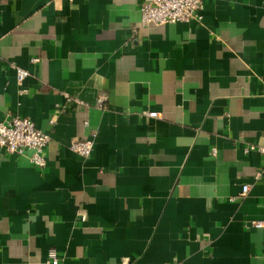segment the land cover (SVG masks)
Listing matches in <instances>:
<instances>
[{"label": "crops", "instance_id": "obj_1", "mask_svg": "<svg viewBox=\"0 0 264 264\" xmlns=\"http://www.w3.org/2000/svg\"><path fill=\"white\" fill-rule=\"evenodd\" d=\"M140 3L0 0V122L50 138L42 169L0 149V264H264V0Z\"/></svg>", "mask_w": 264, "mask_h": 264}, {"label": "built area", "instance_id": "obj_2", "mask_svg": "<svg viewBox=\"0 0 264 264\" xmlns=\"http://www.w3.org/2000/svg\"><path fill=\"white\" fill-rule=\"evenodd\" d=\"M203 0H141L139 5L140 23L143 27L162 26L175 23H187L202 20ZM38 59H32L35 63ZM16 80L19 84L28 77V71L15 68ZM149 118H158L157 113H147ZM94 137V134L92 135ZM50 141L49 135L37 129L34 123L24 117L10 116L0 122V149L8 154L23 156L30 152L28 163L34 168L42 169L46 166L45 149ZM69 149L83 157L89 158L93 150V140L76 139L70 143ZM256 151L263 157L264 146L250 145L244 149L245 153ZM214 152V150H213ZM248 186L242 187L241 195H245ZM261 222L251 223L255 229L262 228ZM47 264H60L56 252H48Z\"/></svg>", "mask_w": 264, "mask_h": 264}]
</instances>
